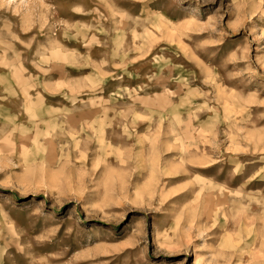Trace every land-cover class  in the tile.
Here are the masks:
<instances>
[{"label":"rangeland","instance_id":"374dc122","mask_svg":"<svg viewBox=\"0 0 264 264\" xmlns=\"http://www.w3.org/2000/svg\"><path fill=\"white\" fill-rule=\"evenodd\" d=\"M0 264H264V0H0Z\"/></svg>","mask_w":264,"mask_h":264},{"label":"bare ground","instance_id":"6f19581e","mask_svg":"<svg viewBox=\"0 0 264 264\" xmlns=\"http://www.w3.org/2000/svg\"><path fill=\"white\" fill-rule=\"evenodd\" d=\"M210 199V198H209ZM196 201V200H195Z\"/></svg>","mask_w":264,"mask_h":264}]
</instances>
